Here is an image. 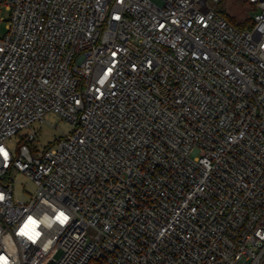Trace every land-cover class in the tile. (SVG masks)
Here are the masks:
<instances>
[{
    "label": "built area",
    "instance_id": "built-area-1",
    "mask_svg": "<svg viewBox=\"0 0 264 264\" xmlns=\"http://www.w3.org/2000/svg\"><path fill=\"white\" fill-rule=\"evenodd\" d=\"M243 1L237 29L221 0H0L7 264H264V0ZM48 112L72 128L39 149Z\"/></svg>",
    "mask_w": 264,
    "mask_h": 264
},
{
    "label": "rangeland",
    "instance_id": "rangeland-1",
    "mask_svg": "<svg viewBox=\"0 0 264 264\" xmlns=\"http://www.w3.org/2000/svg\"><path fill=\"white\" fill-rule=\"evenodd\" d=\"M222 7L230 11V13L234 14V17L238 21L243 20L246 13L247 16L250 17V20L246 22L245 27H248L252 24L251 14L253 13V8L251 9L250 6H247L244 1L226 0L225 4L223 3V5H218V9ZM0 15L4 16L5 19L8 18V12L4 9L0 11ZM5 23L6 21H0V36H2L6 31ZM33 127L39 130V134L33 140V145L39 149L43 148L49 143H52L54 138L62 136V132L70 130L72 128L71 124H69L58 114H55L53 112L46 113L44 115V121H42L41 123H34ZM17 139L18 135L13 138V142L17 141ZM15 175H17L18 177L19 190H21V183H26L25 185L30 184V182L26 178H24L22 174L15 173Z\"/></svg>",
    "mask_w": 264,
    "mask_h": 264
},
{
    "label": "trees",
    "instance_id": "trees-1",
    "mask_svg": "<svg viewBox=\"0 0 264 264\" xmlns=\"http://www.w3.org/2000/svg\"><path fill=\"white\" fill-rule=\"evenodd\" d=\"M226 0H221L220 5L223 3L225 4ZM243 1V0H242ZM219 12L233 25L235 26L237 29H242V28H246V22L250 20V17L247 16V14L245 13V18L241 21H238L235 17L234 14L230 13V11H228L225 8H220L218 9ZM249 27V26H248Z\"/></svg>",
    "mask_w": 264,
    "mask_h": 264
},
{
    "label": "snow or ice",
    "instance_id": "snow-or-ice-1",
    "mask_svg": "<svg viewBox=\"0 0 264 264\" xmlns=\"http://www.w3.org/2000/svg\"><path fill=\"white\" fill-rule=\"evenodd\" d=\"M0 153H3L5 157L7 156V153L4 152L3 149H0ZM56 219L59 220L61 223H63L65 220H67V217L64 216L63 213H60V214L56 217ZM36 223H37V222H36L35 220H33L31 217H29V220H28V222L25 224L24 229L21 230V234H23V235H29V238H33V236L30 234V228H31L32 226H35ZM36 235H38V233H36ZM0 260H4V264H7L5 258L0 257Z\"/></svg>",
    "mask_w": 264,
    "mask_h": 264
}]
</instances>
